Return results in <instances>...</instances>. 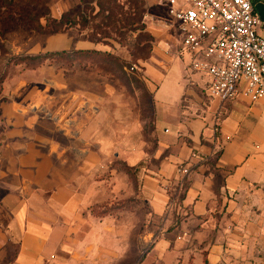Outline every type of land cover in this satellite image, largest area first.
Here are the masks:
<instances>
[{"label":"crops","instance_id":"crops-1","mask_svg":"<svg viewBox=\"0 0 264 264\" xmlns=\"http://www.w3.org/2000/svg\"><path fill=\"white\" fill-rule=\"evenodd\" d=\"M165 3L180 43L145 66L149 119L56 76L1 107L0 264H133L134 200L158 264H264V100L212 96ZM80 37L50 52L98 50Z\"/></svg>","mask_w":264,"mask_h":264},{"label":"rangeland","instance_id":"rangeland-1","mask_svg":"<svg viewBox=\"0 0 264 264\" xmlns=\"http://www.w3.org/2000/svg\"><path fill=\"white\" fill-rule=\"evenodd\" d=\"M166 1L0 0V114L3 104L14 100L22 90L25 94L34 85L44 88V81L56 76L64 78L69 89L85 90L86 94L102 88L104 96L109 89L123 104L130 102L134 111H142L143 119H149L152 94L148 91L145 66L155 59L168 62L157 52L158 48L170 52L176 48L173 45L178 49L180 43L175 29L166 30L173 25ZM177 3L188 4L187 0ZM98 5L110 6L111 19H106L108 14L100 11ZM66 13L69 23L80 24L66 33L77 38L81 35L79 39L92 42L101 55H78L75 59L61 55L50 59L48 55L55 52H50L47 39L58 34L49 31L59 28L54 20ZM82 13L93 19L82 20ZM45 100L46 97L37 100L33 112L44 111ZM147 138L151 141L149 135ZM149 211L141 201L134 200L133 264H158L153 255L156 232L151 229L152 216L151 237L144 240L142 221Z\"/></svg>","mask_w":264,"mask_h":264},{"label":"built area","instance_id":"built-area-1","mask_svg":"<svg viewBox=\"0 0 264 264\" xmlns=\"http://www.w3.org/2000/svg\"><path fill=\"white\" fill-rule=\"evenodd\" d=\"M186 9L169 15L179 22L186 52L201 55L193 69L211 79L210 93L223 102L235 99L242 88L252 101L264 100V26L255 0H187ZM188 169L182 174L187 175Z\"/></svg>","mask_w":264,"mask_h":264},{"label":"trees","instance_id":"trees-1","mask_svg":"<svg viewBox=\"0 0 264 264\" xmlns=\"http://www.w3.org/2000/svg\"><path fill=\"white\" fill-rule=\"evenodd\" d=\"M112 1H109V4L111 3ZM98 7H99V9H100V11H103V12H105V13H107L108 14V16H107V18L106 19H111V17H112V13H113V10L112 9H110V6H106V7H104V5L103 6H100V5H98ZM100 11L97 13L98 15H100ZM97 15V16H98ZM44 17H46V16H44ZM79 17H81L82 18V20H84V21H86V22H88V19L90 20V19H93V18H91V16H89V15H87V14H85V13H82V15L81 16H79ZM54 23H56L57 24V26L59 27L58 29H56V30H52V31H49V33L50 34H63V33H66L67 31H70V30H72V28L73 27H75V26H80V24L79 23H73V22H70L69 23V21H68V19H67V13L66 14H63L62 16H61V18L59 19V20H57V21H55L54 20ZM49 26V25H48ZM98 51H96V50H82V51H72L71 53L70 52H68V51H62V52H56V53H51L50 55H48L49 57H50V59H54V57L56 58L57 56H61V55H70L71 56V58L72 59H75V56H78V55H101V54H99V53H97ZM93 66H94V64H93ZM98 67V66H97ZM96 67V68H97ZM207 264V263H206Z\"/></svg>","mask_w":264,"mask_h":264},{"label":"water","instance_id":"water-1","mask_svg":"<svg viewBox=\"0 0 264 264\" xmlns=\"http://www.w3.org/2000/svg\"><path fill=\"white\" fill-rule=\"evenodd\" d=\"M255 10L260 17L261 21L264 22V2H257L255 4Z\"/></svg>","mask_w":264,"mask_h":264}]
</instances>
